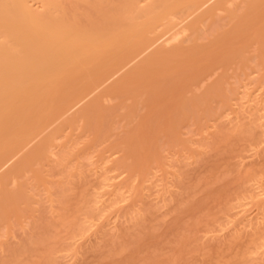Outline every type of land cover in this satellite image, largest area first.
Here are the masks:
<instances>
[{
    "label": "rangeland",
    "instance_id": "1",
    "mask_svg": "<svg viewBox=\"0 0 264 264\" xmlns=\"http://www.w3.org/2000/svg\"><path fill=\"white\" fill-rule=\"evenodd\" d=\"M234 1L235 3L231 2L228 6H225L234 10L238 0ZM238 3H240V0ZM81 4L79 3L80 6ZM242 4L244 5L243 2ZM243 5H239L241 8L236 7L237 13L238 10L239 13L240 11L242 12ZM33 6L35 9H42L39 4L33 3ZM80 8L82 9V7ZM83 9H85V5ZM263 9L264 7L261 9L262 14L260 11L257 14L258 16L259 14L263 15L262 19L261 16L253 15V17L255 16V23L257 22L258 24H252V20L254 21L253 17H250L251 21L248 19V24L243 23L242 27L245 26V29L247 27L246 30L244 29L246 33L251 31L253 34L258 36L260 34L263 37ZM229 12L226 9H219L215 12L214 17L211 16L213 18L204 19L207 21L200 26L201 37L197 34L194 41L189 36L191 35L190 32H186L183 33V36H180V42L171 43L167 47L186 42L183 43L185 44L183 47L186 46L188 48L194 43L197 47V49L195 48L196 50H199L198 46H202V44L206 46L212 44L209 48L214 45L216 46L215 48L213 47L215 50L218 48L223 49L224 47L220 46H223L226 41L233 43L231 36L236 34L234 33L236 30V26L234 25L235 28L233 27L234 23L232 24L233 28L229 24V16L227 15ZM258 18H260L259 21H256ZM246 20L247 18L244 22ZM183 25L185 23H182L179 28H182ZM250 25L255 27L251 29ZM256 26L259 27V31L262 29V34L258 31L256 32ZM222 27L223 29L230 27L228 29L230 35L227 34L231 40L228 41L230 38L226 39V36H223L224 33L221 35L219 32L218 35L220 34L224 37L222 41L224 42V39L226 41L220 46L216 43L210 44L207 37L211 38L213 34L216 35L220 31L219 28L222 30ZM238 30L243 32L242 28ZM238 30L236 32L240 33ZM246 33H241V36ZM253 34L252 37L250 33L248 34L249 37L247 35L243 36L248 42L249 40L253 41L255 38V36L253 38ZM218 35L215 38H218ZM168 36L166 37L168 38ZM259 37L260 41L264 40L261 36ZM215 38H212L214 42L220 39L218 38L217 40ZM236 38L238 37L234 38V43L237 42ZM241 38L239 40L242 41ZM244 40L243 43H245ZM162 41L164 42V39ZM250 42L246 44H251L252 46L247 47V45L242 44L243 47L244 45L247 47V52H244L246 55H242L239 52L243 56L240 59L243 58L245 60L244 56L247 59L246 61L242 59L243 63L240 61V63L233 62L237 59L235 58L236 54H234L232 56L233 59L235 58L234 60L231 59L232 57H228L230 58L229 63L224 64L222 61L224 66L223 64L218 65V63L214 66L213 62L211 64V61H214L212 60L213 58L209 60V56L206 57L210 64L206 58L201 60L200 55L199 59L201 62L199 60L193 61L191 59L193 57L192 54V57H190L191 62L189 61L190 63L187 62V64L193 63L194 67L191 64L189 71L195 68L192 70L194 72L198 69L197 67H205V65L211 69L208 70L206 68L208 71L204 72V75H199L200 78L196 77V73H194V75L196 74L194 78L189 75L191 82L189 79H184L189 83L182 82L184 87L182 84H178L179 88L181 86L180 89L182 91L177 87L175 92H169V89H164V87L172 84L169 83L171 80L168 81L169 78H167L168 75L166 73V79L164 78L165 75H154L155 84L157 77L161 79L160 81L157 78L162 84L166 80L165 84L167 86L163 84V89L166 92L168 91L172 97L167 94L168 92L166 93L167 97L163 93L158 95L160 94L158 93L159 85L152 89L155 84L150 79H153V77L149 75L151 76V78L148 77L149 81L146 79V75V77L143 76L145 80L141 79V77H139L141 81L139 78L135 79L137 82L135 81L136 84H134L135 87H132L133 90L129 89L133 85L131 83V85L129 84L130 86L128 85L129 88H126V90L124 88L125 91L129 92L123 91L125 94L122 92L120 93L121 95L117 94L118 96H116V93H114L115 95L111 93L113 95L111 98L110 93V96L107 94V88L110 89V86L116 81V77V79L114 78L115 81L110 80L74 110L69 111L54 122L34 141L30 148H27L13 161L11 160L0 171V180L43 137L55 130L60 131L57 133V139L53 142L52 152L48 154L47 158L42 160V163H40L41 161L36 163L32 172L22 173V176L19 177L20 179L7 181L6 187L12 190L16 189L20 182L23 183L27 197L25 198L26 201H21L19 205L17 204L18 208L16 211L13 212L11 210L10 212L11 205L9 208L7 207L9 210L8 214H5V218H1L2 220L0 219V222L2 221L0 223V263L7 264L11 262L10 264H13L12 262H14V264H21L24 260L23 264H264V47L262 46L264 42L261 41L263 42H260L261 44L257 43V41L254 42L255 44ZM238 45V47L236 45L229 47L228 43L226 47H232V49L241 47V49L245 50L240 46L241 44ZM201 46L199 47V53L203 51L201 54L204 55L209 48L205 52V49H202L204 47ZM260 46L263 48L262 51ZM248 48L249 50H247ZM232 49H229V52H227L228 49L224 52L222 50L221 53H229L228 55H230ZM209 50L212 51L213 49ZM213 51L212 54L215 53ZM220 51L218 49L217 52ZM194 52V59H196L199 53L196 54L197 51ZM234 52H237V50ZM196 55L197 57H195ZM207 55H210V58L212 57L210 52H207ZM216 58L218 57L215 56L214 59L216 60ZM196 64L197 66H195ZM168 66L164 70L162 69L161 73L167 70L172 72L167 68ZM186 69H184L185 73L183 71L184 74L189 73ZM176 71L169 74H176ZM180 71H182L181 68L179 69ZM173 78H175L174 75L171 79ZM197 78L198 80H196ZM147 80L150 85L152 83V90L144 87ZM181 80L184 81L183 79ZM149 84L148 87L150 88ZM162 84L160 86H163ZM216 84H218V90L220 89L219 87H222L221 92L224 90V95L215 89L217 88ZM212 89L215 90L212 91ZM176 90L184 95H181L179 100L186 98L191 103L190 106L188 102V104L183 103L185 99L177 103L176 99L179 96L174 98ZM139 91H141L140 96L138 95ZM129 93H132V95ZM180 94L178 93L177 95ZM105 95L107 96L105 97ZM220 95L224 96L223 100ZM148 96L154 97L147 99ZM186 96L191 99H187ZM97 97L98 99L102 97L99 101L102 102V105L100 106L101 103L98 104V102L95 107L98 109V107L103 106L100 110L102 113L108 108V111L106 110L108 113L102 114L100 112L102 115L97 117L92 110L90 124L96 127L97 123L94 121L99 118L98 121L100 125L102 123L104 128L95 129V131L97 130L95 135L92 125L90 127L89 122H83L84 120L81 119L82 117L79 118V115L92 100L96 99V103ZM141 98L143 99L142 101ZM154 98L155 100H153ZM164 98L167 100L165 101ZM129 100L136 102L135 104L134 102L128 103L130 102ZM156 100H159L161 104L170 103L171 101L174 102L173 104L177 103L175 104L176 106L180 104L178 105L179 111L176 110V106L172 109L175 112H179V115L174 111L172 112V110L170 111L172 103H168L167 106L165 105L166 108H164V105L161 106ZM123 101L128 102L124 103ZM147 101H151L148 106L145 103ZM129 104L130 107H127ZM185 104L188 106V112ZM152 105H154L152 107L154 110L150 107ZM133 106L135 108H132ZM136 106L141 108L137 109ZM204 106L208 107L204 108ZM199 107L204 109H199ZM96 108L94 109L95 112H97ZM109 108L114 111L112 112ZM182 108L183 110H180ZM156 109L160 111V116ZM132 110L136 113L132 114ZM181 111L186 112L187 116H185V112L183 113L186 118ZM169 112L174 114L170 116L172 120L168 121L163 117ZM168 114L166 119H169L167 117ZM122 116L125 119L127 117V120L130 121L126 122L127 120L125 121L124 117L121 118ZM142 116H146V119ZM149 116L154 118H152L153 121ZM103 117L107 118L108 122L105 119L103 120ZM176 117H178L177 120L179 121L176 120ZM147 118L151 119L152 122L147 120ZM160 119L162 122H160ZM157 122L162 123V126L161 124L155 126ZM143 123H147V130L144 129L145 126L144 128L142 127ZM153 123L155 125H152ZM154 126H161V128H155ZM131 127L135 128L136 133ZM170 127L176 128L171 129ZM143 129L147 131V135L149 134L150 140L146 141L147 135H145V131L143 134L140 132ZM99 131H101V135H98ZM138 132L141 133L140 137H145L144 140L139 138ZM150 132L152 133L151 135ZM154 132H158V134L154 135ZM127 135L128 137H126ZM96 136H99L98 141ZM135 136L138 139V143L137 141L129 142L132 137L134 138L131 140H136ZM143 141H145L144 145L146 142L148 143L147 148H152L149 149L151 152L147 151L146 155L143 154V159L141 154L144 150L140 151L141 161L138 163L136 161L140 159L133 157L138 154V151L136 154L135 150H141ZM127 142L131 146L133 144V149L135 148L133 152L136 155L131 154V146L129 144L125 148ZM135 142L142 144L137 147ZM127 146L130 147V152L127 151ZM145 147L143 146L142 148ZM132 160L134 161L132 162ZM128 162L131 164L129 165ZM135 162L136 164H134ZM123 163L124 165L122 166L121 164ZM126 164L130 167L128 165L126 167ZM141 164H144V170L143 168L140 169L139 165ZM135 166L139 167L138 170L140 169V172L138 170L137 172L127 171L128 167ZM34 170H39L40 181L37 180ZM4 187L5 184L0 182V194H2ZM8 204L7 206H9ZM65 221L69 222L68 225H66ZM55 231H58L57 234L54 233ZM51 232L52 234H50ZM148 233L149 235H147ZM36 235L39 237L37 236L34 239ZM48 235H50L49 238ZM11 257L13 258L11 259Z\"/></svg>",
    "mask_w": 264,
    "mask_h": 264
},
{
    "label": "bare ground",
    "instance_id": "2",
    "mask_svg": "<svg viewBox=\"0 0 264 264\" xmlns=\"http://www.w3.org/2000/svg\"><path fill=\"white\" fill-rule=\"evenodd\" d=\"M67 1H69V2H67ZM231 2L235 3L234 0H0V171L2 169H4V167L6 165H8L11 162V160L13 161V159H16V157H19L27 148H30V146L34 143V141H36L54 122L59 120L61 117H63L69 111L74 110L84 100L89 98L92 94H94L102 86H104L105 84L110 82V80L112 81V80H114V78L116 79V77H117V79H116V81L114 80L115 82L112 86H110V89L107 88L108 89L107 94L109 95V93H110L111 96L110 95L109 96L111 98L113 97V95H115L114 93H116V96H118V95H121L120 93H122L123 91L126 93L129 92V91H125V90H126V88H129L128 85L129 84L131 85V83H133V85L129 89L133 90L132 87H135L134 84H136L135 79H137L139 77H141V79H144V77H146V75H147L146 79H148V77L151 78V76H152L153 79L151 78L150 80H152L153 81L152 83L155 84L154 83V77H155L154 75L162 76V75H165V73H166V75H168L167 78H169L168 81L171 80L169 83H172V84L168 83L171 88L169 86L164 87V85L167 86V84H165L166 75L164 76V78H165L164 79L165 82H163L164 85L160 82L161 79H159L157 77L160 81H158L156 78V80H155L156 84L152 86V89H154L153 87H155L156 85L157 86L159 85V87H158L159 92L158 93H160V94H158V95H161V93H163L166 96V93L168 91L169 92H171V91L175 92V89H177V88L180 89L181 86L179 88L178 84H182V86H183L184 83H182V82L186 83L187 82L186 80L189 79V75L192 76V78H194L197 74L196 77H199V75H202V74L204 75V72L211 69L209 67H206V65L204 64L205 67L204 66H202L200 68L197 67L198 69H196L197 71L195 70L196 72L192 71L195 68H192V70L189 71L191 68V67L189 68V66L191 64H192L191 66L194 67L193 63L187 64V62L188 63L191 62V59L193 61L194 60L200 61V59L203 60L202 58H206L207 56H209L208 57L209 60H211L213 58L212 60H214V61H211V64L214 63V66H215L217 63H218V65L223 64V62H224V64L229 63L230 58H228V57H232V56H234V54H236L237 56L239 55L240 57L238 56L239 57L238 58L235 55V58H237V59H235V58L234 59L236 61L232 57L231 59L234 60V61L232 60L233 62L238 63L240 61L241 63H243V61H246L247 59L245 56H244L245 60L242 58L243 61H241L242 59H240V58L242 55H246L244 52H247L246 48L251 45V44H246V43H248L252 40H249L247 42V40L245 39L244 36L247 35V37H249L248 34L250 33V35L252 37L253 32L247 30L248 33H246L245 30L247 29V27L245 29V26L242 27V25H244L243 23L248 24V22L251 21L250 17H253V15H256L257 17L261 16V19H262L263 15L259 14V16H258L257 14L260 12L262 14L261 9H262V7H264V0H242V1L240 0V3L237 4V2H239V0H238L236 2V7L241 8V6L239 7V5H243L242 2L244 3V5L242 7L243 10L241 9L242 12L240 11V13H239V10L237 13L236 7L234 8V10L236 11L235 12L232 8L225 6V5L228 6ZM33 3L39 4L41 6L40 8H42V9H40V10L35 9L33 6ZM79 3H82L81 6L79 5ZM84 5H85V9H83ZM86 5H87V8H86ZM80 7H82V9ZM227 8L228 9L230 8V9L228 10ZM219 9L220 10L226 9L227 12L230 11L229 14H227L229 16L228 19L230 21V23H229L230 27L235 28V26H236V30L234 32L236 34H233V35H235L234 38L237 36L238 38H236L235 40L238 42L239 38L242 37L241 38L242 41L239 40L238 44H241L240 46H242V44L247 45V47H245V45H244V47L242 46L245 50L241 49V47L237 49V47L239 45L237 44V42L234 43V38H233L232 33H231V35H232L231 38L233 40H231V38L229 37L230 34L228 33L229 32L228 29L230 27H228V29H225V28L223 29V27H222V30L224 32L221 30V28H219L220 31H218V29H217L218 32L216 35H218L219 32L221 33V35H222V33H224V34L228 33L229 35L223 34V36H226V39L230 38L228 41L231 40V41H233V43L227 42L225 39H224V42L225 41L226 42L224 43L222 41L224 37L221 36L220 34L218 35V38H220L219 40H218V38H215L216 37L215 34H213L212 35L213 37L211 36V38H209V36L207 37V40L209 39L208 41H210V44L216 43L219 46L222 43L226 44L225 46H224V44H223V46H220V47H224L223 49L218 48V45H217V48L221 50L220 52H217L218 49L215 50L214 48L216 46L213 45L214 48L213 47H211V48L213 50H215V51L212 50L215 53L212 54V51L209 50V49H211V48H209V46H212V44L211 45L208 44V46H206L205 44L201 43L202 44V46H201L200 43L198 42V44L201 47H204L202 49L203 50L205 49V52H206L207 48H209L208 49L209 51L207 50V52H210V54L212 56L211 58H210V55H207V52H206V54L204 53L205 56L203 54H201L203 52L202 50H201L202 52L199 53V50H200L199 47L200 46H198L199 50H196L197 47L195 46L196 44H194V43H192V44L190 43L191 46L188 48H186V46L183 47L185 45L183 43H186V42L181 43L182 46H181V44H176V45H173L171 47H167L171 43H174V42L178 43V41L180 42V40H179L180 36L181 35L183 36V33H186V32L187 33L190 32L191 35H189V36L191 38H193V41H194V38H196L195 36L197 34L200 35V33H201V32H199L200 26L202 25V23L207 21L204 19H207L211 16L214 17L216 14L215 12H217ZM82 10H84V11H82ZM85 10H86V12H85ZM213 17H211V18H213ZM254 17H253L254 21L252 20V24L257 23V22L255 23ZM246 18H247V20L244 22V20ZM248 19H249V21H248ZM259 19L260 18L256 19V21H259ZM231 20H232V22H231ZM182 23H185V25H183L182 28H179ZM232 24H233V27H232ZM250 24H251V22H250ZM250 26H251V29L255 27V26L252 27V25H250ZM240 28H242L243 32H241V30H238ZM258 29H259V27L256 26V32L258 31L261 33L262 29H260L261 31H259ZM237 30L240 33H237L236 32ZM263 30H264V28H263ZM230 32H231V29H230ZM244 32L246 34L245 35L242 34V36H241V33H244ZM238 34H240V35H238ZM167 35H169L168 38L166 37ZM219 36H221V37H219ZM254 36H255V38H254ZM259 36H261V38H264V34H263V37L260 34H259ZM259 36L253 34L254 39L252 38L253 41L250 43H254L255 41H257V43L258 42L260 43L261 41L264 42L263 39L261 41L259 40L260 39ZM200 37H201V35H200ZM257 37H259V38H257ZM212 38L213 39L215 38L218 41L214 42ZM163 39H164V42L162 41ZM195 40H197V39H195ZM243 40L245 43H243ZM220 41H222V42H220ZM161 42H162V44H161ZM263 42H261V43H263ZM207 43H209V42H207ZM228 43H229V47L232 45H236L237 47L233 46L234 49L235 48L236 49L234 50V49H232V47L231 48L226 47ZM230 43H232V44H230ZM262 46L264 47V43ZM227 49H228V51H227ZM229 49H232L234 51L237 50L238 54H237V52H234L232 50L230 52L231 53L230 55H228L229 53L228 54L221 53L222 50H223V52L224 51L229 52L230 51ZM260 49L262 51L263 48L261 47ZM238 50H242L243 52L238 51ZM247 50H249V48ZM194 51H197L196 54L199 53L198 57H197V55L195 56V57H197L196 59H194V55H195ZM239 52H241L242 55L239 54ZM219 53H221V54H219ZM192 54H193V57L191 56ZM224 54L226 57L224 56ZM199 55L201 58L199 57ZM213 55H214V57H213ZM215 56L218 57V58H216V60L214 59ZM221 56L226 58V59L224 60V58H222ZM190 57H192V58L190 59ZM208 58H206V60L210 64V61H208ZM206 60L204 59V61H206ZM219 61H221V63H219ZM202 63H199V64H202ZM178 64H180L179 66L182 65L183 67L185 65H187V66H185L183 68L182 66L179 67ZM197 64L195 66H197ZM224 64H223V66H224ZM228 65H230V64H228ZM166 66H168L167 68L170 69L172 72L167 70V71H163L164 74H163V72L161 73V70L162 69L164 70V68H166ZM210 66H212V65H210ZM175 67L178 69H176ZM186 67H188V68L186 69ZM180 68L182 70V71H180L181 74L179 72ZM184 69H186V71H189V73L184 74L185 73ZM201 69H202L203 73L201 72ZM175 70H177L175 72L176 74H171V75L169 74V73H174ZM156 71H157V73H155ZM158 71H160V72H158ZM168 71H169V73H167ZM183 71H184V73H183ZM197 72H200V73H197ZM194 73H196V74L194 75ZM177 74L180 77L179 76L177 77ZM182 74H184L185 77L182 76ZM149 75H151V76H149ZM173 75L175 78L171 79L173 77ZM192 78H191V80H192ZM181 79H183V80L186 79V80L182 81ZM139 80H140V78H139ZM148 80H147V82L149 84L150 80L149 81ZM172 80L174 81V83ZM196 80H198V78ZM189 81H190V79H189ZM146 83H145V85L143 84L144 87L151 89L152 83H151V85L149 84L150 88L148 87V84L146 85ZM188 83L189 82H187L186 84H188ZM137 84H139V83H137ZM161 84L163 86H160ZM218 84H216L215 86L217 87ZM163 87L165 90H168V89L169 90L166 92L163 89ZM124 88H125V90H124ZM219 88H220L219 90H218V87L215 89H217L221 94L224 95L225 94L224 90H223V92H221L222 87H219ZM215 89H212V91ZM209 90L211 91V89H209ZM180 91H182V90L180 89ZM218 91H216V92H218ZM124 92H123V94H125ZM140 92L141 91L138 92V95L140 94ZM169 92L167 94H169ZM111 93H113V95ZM176 93L180 94L181 92L176 90ZM176 93L174 94V98L179 96V98L176 99L177 103H180L179 101H182L183 99H185L183 101V103L188 102V100H186V98H183V97H182L183 98L182 100H179V99H181L182 94L177 95ZM207 93L211 94L209 92H207ZM141 94H143V93H141ZM130 95H132V93ZM150 95H152V94H150ZM175 95H177V96H175ZM204 95H206V93H204ZM106 96L107 95H105V97ZM169 96H171V94H169ZM182 96H184V95H182ZM220 96H222V95H220ZM152 97H154V96H152ZM152 97L148 96L147 99L152 98ZM223 97L224 96H222L220 98H222V100H223L224 99ZM100 98H102V97H99V99L97 97L96 103H95L96 99L92 100V102L88 103L84 107L85 109L83 108L84 110L80 112L79 118L82 117L81 119L84 120L83 122L88 123L90 121V118L92 115V113H91L92 110H93V114L96 115L97 117H99V115H102L103 113H105L106 110L108 111V108H106L105 112L102 113V111H100V110L103 106L100 108L98 107V109L95 107L97 105V103L100 101ZM131 98H133V97H131ZM188 98L189 97H187V99ZM211 98H212V96H211ZM134 99H136V97H134ZM189 99H191V98H189ZM131 100H133V99H131ZM131 100H129L130 102H128V101L127 102L131 103L132 102ZM142 100L143 99L141 98V101ZM153 100H155V98ZM166 100L167 99H165V101ZM176 100H174V101H176ZM125 101H123V102L127 103ZM207 101H206V103H207ZM135 102H134V104H135ZM150 102L147 101L145 103H147V106H148L149 105L148 103H150ZM156 102L160 103L159 100H156ZM168 103L165 102L164 104H161V103L160 104H161V106L164 105L163 107L166 108L165 105L167 106ZM171 103L174 106L170 105V107H171L170 111L173 108H175V106H176L175 104H177V103L173 104L174 102H172V101L169 104H171ZM183 103H182V105H184ZM203 103H204V101H203ZM98 104H100V106H101L102 102H99ZM197 104H199V103H197ZM178 105H180V104H178ZM178 105L176 106L177 111H179ZM190 105H191V103H189V106ZM128 106L130 107V104L127 105V107ZM144 106H146V105H144ZM200 106H202V105H200ZM150 107L152 108V107H154V105H152ZM185 107H186V111H187L188 106L186 105ZM185 107L183 106V108H185ZM205 107H208V106H204V108ZM95 108H96L97 112L94 111ZM115 108H116V106H115ZM132 108H135V106H133ZM132 108H130V109H132ZM136 108H137V106H136ZM139 108H141V107L139 106L137 109H139ZM164 108H163V110H164ZM183 108L180 110H183ZM202 108L199 107V109H202ZM109 109H111V108H109ZM152 109L154 110V108H152ZM158 109H159V107H158ZM111 111L113 112L114 110L111 109ZM156 111H157V109H156ZM173 111L175 112V110H172V112ZM152 112H154V111H152ZM159 112L160 111H157L158 114H159ZM172 112H169V114L167 113L168 114L167 117L169 119H166L167 114H165V117H163V118H165V120H168V121L172 120V117H170V116H172V114H174ZM184 112H182V114ZM96 113H99V114H96ZM106 113H108V112H106ZM133 113L135 114L136 112L133 111L132 114ZM164 113H165V111H164ZM175 113L176 114L178 113V115H179V112H175ZM160 114H159V116H160ZM110 115H112V114L110 113ZM128 115H129V110H128ZM128 115H126V116H128ZM162 115H163V113H162ZM178 115H176V116H178ZM131 116H133V115H131ZM183 116H184V114H183ZM185 116H187L186 112H185ZM104 117L102 119L103 120L105 119V121L108 122V120H106L107 118H104ZM123 117L124 116H122L121 118H123ZM142 117L145 118L146 116H142ZM149 117L151 119L153 118L152 116H149ZM92 118H95V117H92ZM129 118H131V117H129ZM135 118H136V116H135ZM124 119H125V117H124ZM139 119H141V118H139ZM145 119H143V120L144 121H147V120L151 121V119H148V118H147V120H145ZM153 119H152V121H153ZM177 119H178V117H176V120ZM179 119H180V117H179ZM95 120L96 121H94V122L97 123V126L93 127V125L90 124V122H89V126L91 127V125H92L93 130H94L93 132L96 135L97 130L95 131V129L101 128V127L103 128V125H102V123L100 125V123L98 121L99 118H96ZM110 120H112V119H110ZM126 120H127V117H126L125 121ZM176 120H175V122H176ZM128 121H130V120H127L126 122H128ZM177 121H179V120H177ZM160 122H162L161 119H160ZM164 122H163V124H164ZM171 123H173V122L171 121ZM146 124H144L142 127L144 128V126H145L144 129L147 130ZM158 124L159 125L161 124V126H162V123H159V122H157L156 125L154 123L152 125L157 126ZM167 124H168V122H167ZM177 124H178V122H177ZM113 125H114V123H113ZM129 125H132V124H129ZM161 126L155 127V128H161ZM175 126L177 127V125H175ZM90 127H89V129H90ZM135 128H137V126H135ZM135 128L131 127V129H133V130ZM148 128L150 130H152V128H150L149 126H148ZM170 128L172 129L174 127H170ZM144 129H143V131H140V132H142V134H143L145 131V135H147V131ZM134 131H135L134 133H136V130H134ZM153 131H155V130H153ZM59 132H60L59 130H57V131L55 130L51 134L43 137V139H41L38 144H36L32 149L28 150L24 154V156H22L18 160V162L15 163L10 168V170L6 174L3 175V177H1L0 182H2V184H5V187L2 191V194H0V219L1 218L3 219L4 215L8 214L7 212H9V210H10V212H11V210L13 212L16 211L18 208L19 202L26 201L25 198L27 197L26 190L24 189L23 183L20 182L18 184V187L16 189L12 190V189H8L6 187L7 181L11 180V179H17V180L20 179L19 177L22 176V173H25L28 171L32 172V170L34 169V165H36V163H39L40 161H41L40 163H42V160L44 158H47L48 154L50 152H52L53 142L57 139V136H58L57 133H59ZM100 132L101 131H99L98 135H101ZM129 132H127V133H129ZM130 133H132V132H130ZM156 133L158 134V132H154V135H157ZM140 134L141 133L138 132L139 138H141V140H142L143 137H140ZM151 134L152 133L150 132V135ZM131 135H133V133ZM145 135H143V136H145ZM148 136H149V134L146 136V138H147L146 141H148V139H149ZM96 137H97V141H98L99 136H96ZM126 137H128V135ZM132 138H134V137H132ZM135 138H136V140L130 139L129 142L137 141L138 139L136 136H135ZM144 138H143V140H144ZM127 140H125V141H127ZM120 142H122V141H120ZM139 142H141V141L139 140ZM144 142L145 141H143V144L142 143L137 144L138 141H137V143L135 142L137 147H140L141 144H142V147L143 146L145 147V145H146V147H145L146 149L141 147V150L140 149L135 150L136 154H137V151L139 154L140 151L144 150V151H142L143 153L141 152L142 153L141 154L142 159H143V156L146 155L147 151L151 152L149 149L152 148V147L147 148L148 143L146 142L144 145ZM123 143H125V142H123ZM128 144H129V146H131V144L127 142V144H125V148H126V145H128ZM115 145H117V144H115ZM129 146H127L128 147L127 151L130 152V149H131V154L132 155L135 154V152H133L135 149V148L133 149V144H132L131 148ZM138 154L136 155V157H133V158L136 159L138 157L140 160L137 159V161L136 160L135 161L139 163L141 161V158H140V154L139 155ZM129 157L132 158L131 156H129ZM133 161L134 160H132V162ZM130 162H131V160H130ZM136 162L134 164H136ZM124 163L121 165L123 166ZM128 164L130 165L131 163L128 162ZM128 164H126L125 166L127 167ZM32 166H33V168H32ZM132 166H134V165H132ZM137 166H135L136 168L135 167L129 168L130 167L129 166L127 168L128 169L127 171L137 172L139 167H140V169H142L144 167V164L139 165L138 168H137ZM133 169H136V170H133ZM140 169L138 170L139 172H140ZM143 170H144V168H143ZM33 172H35L37 180L40 181L39 170H34ZM63 199L65 200V198H63ZM7 204L9 206H7ZM10 205H11V207H10ZM7 207L8 208L10 207V209L8 210ZM64 214H66V213H64ZM65 219H66V216H65ZM66 221H68V220H66ZM68 223L66 225H68ZM73 224H71V225H73ZM45 226H47V225H45ZM60 228H59V230H60ZM53 230H54V228H53ZM45 232H46V230H45ZM57 232L55 231L54 233L57 234ZM75 232H77V231H75ZM50 234H52V232ZM145 234H146V232H145ZM38 235H36L34 237V239ZM44 235H46V234H44ZM147 235H149V233ZM49 236L50 235H48V238H49ZM40 237H41V235H40ZM134 237H136V236H134ZM31 240H33V239H31ZM37 241H39V240H37ZM51 241H52V239H51ZM37 244H39V243H37ZM40 244H41V241H40ZM138 244H140V243H138ZM25 245H27V244H25ZM29 249H30V247H29ZM22 250H21V252H22ZM122 250H124V249H122ZM31 253H29V254H31ZM18 256H20V255L18 254ZM12 258L13 257H11V259ZM143 260H142V262H143ZM15 261L17 262V260H15ZM21 262H19V263H21ZM10 263H7V264H10ZM12 263L14 264V262H12ZM23 263H24V260H23ZM23 263H21V264H23ZM143 263H145V262H143Z\"/></svg>",
    "mask_w": 264,
    "mask_h": 264
}]
</instances>
